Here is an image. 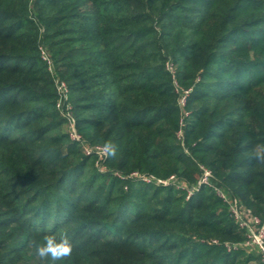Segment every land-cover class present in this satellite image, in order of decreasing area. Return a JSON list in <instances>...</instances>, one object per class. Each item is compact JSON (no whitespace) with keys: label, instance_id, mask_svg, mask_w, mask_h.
Instances as JSON below:
<instances>
[{"label":"trees","instance_id":"trees-1","mask_svg":"<svg viewBox=\"0 0 264 264\" xmlns=\"http://www.w3.org/2000/svg\"><path fill=\"white\" fill-rule=\"evenodd\" d=\"M56 79L82 141L116 145L101 169ZM261 145L264 0H0V264H53L30 242L61 234L54 264H264L197 185L264 218Z\"/></svg>","mask_w":264,"mask_h":264},{"label":"built area","instance_id":"built-area-1","mask_svg":"<svg viewBox=\"0 0 264 264\" xmlns=\"http://www.w3.org/2000/svg\"><path fill=\"white\" fill-rule=\"evenodd\" d=\"M41 57L47 61L48 68L51 69V60L48 52L44 49L43 46H39ZM166 67L169 70H172V66L170 63L166 64ZM56 89L59 94V99L56 103L57 108L63 114V116L67 117V132L69 137L72 140L80 142L84 146V150L86 154H96L95 164L100 166V169L103 167L102 164H99L100 159L106 154L103 145H88L82 141L81 135L76 131L74 126V120L69 115L70 105L63 106L62 100L67 97V87L63 80L56 79ZM189 89L183 91L179 98V103L182 105L185 102L186 94L188 93ZM181 130L178 131L180 133ZM201 168V176L197 181V185L206 184L212 187L216 195L227 202V207L230 215L233 217L235 222L238 224L240 228L245 230L246 238L241 243H225L227 248L236 247V246H244L247 248L255 247L258 252L261 254L262 260H264V218H261L259 215L251 213L249 210L244 208L241 205L239 199L237 197L231 196L226 190L222 187L215 185L212 182V174L211 170L208 167L203 165H199ZM132 175H139L136 171L131 173ZM141 177L146 180L150 181L153 180L155 182H161L166 184L168 182H174L178 186H184V182L177 179L174 175H170L168 178L164 180L154 179L148 175H141ZM191 188H188V195L191 193ZM216 242V239H213Z\"/></svg>","mask_w":264,"mask_h":264},{"label":"clouds","instance_id":"clouds-1","mask_svg":"<svg viewBox=\"0 0 264 264\" xmlns=\"http://www.w3.org/2000/svg\"><path fill=\"white\" fill-rule=\"evenodd\" d=\"M105 153L109 157H115L117 148L111 142L104 145ZM253 158L259 163H264V145H261L253 152ZM30 246L35 248V255L40 261L51 260L54 264L56 261H63L69 258L73 253V243L66 234L59 237L55 235H46L43 243L30 242Z\"/></svg>","mask_w":264,"mask_h":264},{"label":"rangeland","instance_id":"rangeland-1","mask_svg":"<svg viewBox=\"0 0 264 264\" xmlns=\"http://www.w3.org/2000/svg\"><path fill=\"white\" fill-rule=\"evenodd\" d=\"M68 128L65 126V130H67ZM99 168H100V166H99ZM250 250H251V248H250Z\"/></svg>","mask_w":264,"mask_h":264}]
</instances>
